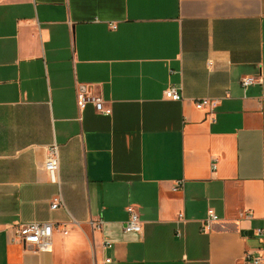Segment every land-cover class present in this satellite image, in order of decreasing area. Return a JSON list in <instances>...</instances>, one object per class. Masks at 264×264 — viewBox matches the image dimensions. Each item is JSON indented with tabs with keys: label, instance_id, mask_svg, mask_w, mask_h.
Returning a JSON list of instances; mask_svg holds the SVG:
<instances>
[{
	"label": "crops",
	"instance_id": "crops-1",
	"mask_svg": "<svg viewBox=\"0 0 264 264\" xmlns=\"http://www.w3.org/2000/svg\"><path fill=\"white\" fill-rule=\"evenodd\" d=\"M84 91L112 114L80 109ZM30 223L54 226L51 252L15 240ZM248 255L264 264V0H0V264Z\"/></svg>",
	"mask_w": 264,
	"mask_h": 264
},
{
	"label": "built area",
	"instance_id": "built-area-1",
	"mask_svg": "<svg viewBox=\"0 0 264 264\" xmlns=\"http://www.w3.org/2000/svg\"><path fill=\"white\" fill-rule=\"evenodd\" d=\"M114 28V26H112ZM262 82L260 77H245L241 80V86L246 89L247 87L260 84ZM164 97L171 101L182 100L180 94L175 88H169L164 92ZM77 104L80 109L85 108L86 105L90 104L94 107L96 112L100 115L110 116L112 114L111 108L105 104L101 97L95 95L90 91L78 92L77 93ZM197 109H202L205 107H216V103L209 100L197 101L195 103ZM215 165H212V170H214ZM45 170L49 175L50 182L53 184H58V173H59V148L56 144L51 145L46 153L45 160ZM177 188L174 189L176 191ZM61 205V199L58 197L53 200L51 204L52 209H56ZM129 214V221L124 225L123 230L125 233H142V223L138 212L133 206L127 208ZM179 221H183V215L178 216ZM219 217L215 214L213 210H208L207 217L204 221L205 227L211 224L219 222ZM91 226L101 230L102 222L101 220L91 222ZM55 228L51 224L42 223H30L22 226H18L15 229V240L24 244L25 246H32L39 252H51L52 251V237ZM259 233H261L259 231ZM105 247H110V243L104 244ZM248 264H261V260L258 258H253L248 255ZM109 262V260H106Z\"/></svg>",
	"mask_w": 264,
	"mask_h": 264
}]
</instances>
